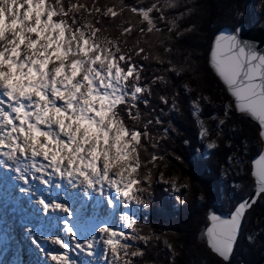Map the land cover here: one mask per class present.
Returning a JSON list of instances; mask_svg holds the SVG:
<instances>
[{
    "label": "snow or ice",
    "instance_id": "obj_1",
    "mask_svg": "<svg viewBox=\"0 0 264 264\" xmlns=\"http://www.w3.org/2000/svg\"><path fill=\"white\" fill-rule=\"evenodd\" d=\"M25 2L26 14L17 15L14 21H5L0 26V166L14 173L13 179L21 182V194L36 197L34 202L40 213L63 214L57 223L67 239L54 234L38 237L28 229L32 243L47 264H77L71 255L73 251L91 258L90 264H97V249L101 247L103 264H132L130 257L143 256L144 252L139 248L129 251L134 245L128 241L147 244L152 239L141 235L137 228L139 213L148 207L145 193L151 196L153 181L151 168L143 176L141 173L149 164L155 166L157 159H163L155 154L147 161L141 158V150L147 151L143 138L156 140L147 131L153 121L148 120L142 131L129 127L122 114L138 121L140 102L149 103L143 97L151 96V90L140 83L143 67L138 68L132 55L123 54L118 45L117 56L105 57L101 46L94 43V33L90 40L88 33L81 32L83 40L73 49L67 35L68 22L60 18L68 16L63 4L58 10L51 0ZM177 6L175 0L165 3L154 0L147 8L130 7L129 10L142 18V24L146 22L147 27L138 30L141 34L162 33L163 29L156 24L159 20L170 25L169 34L175 32L179 37L183 33L177 21L184 13L173 20L165 15ZM107 11L112 19L118 15L113 8ZM153 12L158 15L153 17ZM132 32L131 26L123 29L125 36ZM26 48L28 55H25ZM96 51L100 52L99 56L88 58ZM144 52L143 47H137L135 55ZM68 56L85 58L68 65ZM143 59L147 60L148 56ZM53 63L61 66L53 69ZM209 63L234 98L235 109L258 121L259 134L264 135V52L258 51L251 42L242 41L237 34L220 32L212 43ZM167 71L180 74L174 66ZM157 81L167 83L163 76L155 77L152 83ZM85 85L87 92L83 91ZM178 95L175 93L171 98L172 110H179ZM159 100L169 105L166 95H160ZM231 107L226 106V113ZM192 110L198 118L199 100L192 101ZM224 122L219 121L221 125ZM155 123L162 122L156 118ZM200 123V135L204 137L208 130ZM167 131L164 129L165 137ZM151 146L156 148L158 143L153 142ZM207 147L215 149L216 144L209 143ZM114 168L118 170L113 171ZM252 176L255 195L259 197L264 194V154L254 161ZM54 181L57 189L67 186L69 192L82 195L84 201H91L95 194L115 219L112 223L90 224L95 209L90 216H78L72 205L63 200L46 199L36 191L37 183L51 188ZM158 181L177 193L181 190L176 182L165 179L163 173ZM255 202V199L240 202L230 219L215 214L208 217L211 222L205 232L208 246L224 261L229 260L246 209ZM77 225L84 234L78 231ZM41 240L54 247L46 249Z\"/></svg>",
    "mask_w": 264,
    "mask_h": 264
},
{
    "label": "trees",
    "instance_id": "obj_2",
    "mask_svg": "<svg viewBox=\"0 0 264 264\" xmlns=\"http://www.w3.org/2000/svg\"><path fill=\"white\" fill-rule=\"evenodd\" d=\"M51 2L58 10L61 9V4L68 10V16L60 18L66 19L72 30L82 28L83 23L88 21L89 36L93 37L94 33L95 38L107 42L116 56L117 45L123 54H131L137 67H143L140 83L151 90V96L145 94L143 97L149 103L139 104L140 120L132 121L126 113H122L129 127L142 131L148 120L153 121L147 131L156 140L143 138L147 151L141 150L142 160L147 161L151 154L163 157L157 159L155 166L149 164L141 173L143 176L151 168L153 181L151 196L145 193L148 207L138 216L137 228L141 235L151 236L152 239L147 244L143 241L133 243L134 247L129 250L139 248L144 255L130 257L132 264H258L264 256V220L255 227L252 239H247L244 233L248 227L246 222L250 221L248 217L251 213L255 215L254 210L259 202L246 213L244 223L247 225L238 239L232 261L226 262L213 253L203 232L215 203L220 213L227 214L251 193L254 180L251 177L250 161L261 150L257 128L245 116L237 114L234 108L227 109L226 113V106L231 100L209 66V50L219 28L237 27L242 21H246L245 29L258 26L264 19V12L261 19L257 20L253 0H175L178 6L169 9L165 15L173 20L184 13L177 21L179 31L183 34L177 37L175 32L168 33L167 27L170 25L159 20H156V24L163 29L162 33L141 34L138 31L140 27H147L146 22L142 24V18L133 14L129 8H147L154 0ZM165 2L167 0H161V3ZM257 3H261V9H264L263 2ZM75 5L86 9L76 11L73 9L76 8ZM109 8L118 13L115 19L107 11ZM96 9L100 11L97 12ZM213 14L219 16L218 20L212 17ZM151 15L156 17L158 13L153 12ZM125 26L133 29L128 36L123 35ZM158 40L163 41V44L158 43ZM137 47L145 49L140 56L135 55ZM166 48L171 51H166ZM145 55L148 56L147 60L143 59ZM172 66L183 71L179 75L167 71ZM157 76L165 77L167 83L157 81L153 84L152 81ZM185 82L190 83L191 91L184 89ZM175 93H179L178 111L170 108L171 98ZM160 95L169 98V105L160 102ZM193 100H199L200 103L198 118L193 115ZM156 118L162 123L156 124ZM220 120H224V124L221 125ZM200 121L208 130L207 137L211 139V143L216 144L215 149H209L207 138L201 137ZM164 129L168 130L166 137ZM153 142L158 143V147L153 148ZM177 156L180 157L179 160L176 159ZM237 159L247 161L244 168L237 164ZM174 167L179 168L190 179L187 187L177 184L181 187L178 193L171 190L169 185L158 181L161 170L167 176ZM201 195L204 199H200ZM180 200L184 203L181 204Z\"/></svg>",
    "mask_w": 264,
    "mask_h": 264
},
{
    "label": "rangeland",
    "instance_id": "obj_3",
    "mask_svg": "<svg viewBox=\"0 0 264 264\" xmlns=\"http://www.w3.org/2000/svg\"><path fill=\"white\" fill-rule=\"evenodd\" d=\"M259 1L264 3V0H253V7H254V12L256 11L255 13L257 15V17H256L257 20L261 19V16H262V14L264 12V9H261V3H257ZM2 4H1L2 6L0 5V22H1L2 25L4 24L5 21H7L5 16H4V14H3V10H5L7 12V15L10 18V21H14L17 15H24L28 11V5L25 2V0H6V2L2 3ZM21 5H23L22 8H21ZM73 9L74 10L76 9V11H85L86 8L84 6H79V7H76V8L73 7ZM212 17H214L215 19L217 18L216 20H218V18H219V16L216 15V14H213ZM258 25L264 27V19L261 20ZM89 27H90V24H89L88 21H85L83 23V27L82 28H78L75 31L71 29V26H68L67 35H68V39L70 41H72L71 47L73 49H75L77 42H82V40H83V37L81 36V32L89 33ZM9 38H11V37H9ZM89 39L91 40V39H93V37L89 36ZM94 43H96L97 45L101 46V48L104 50L103 54H104L105 57H107V58L113 57V52L108 51L109 49H111V47L107 44V42H104L102 40L100 41V40H98L97 38L94 37ZM28 54H30V52H28ZM99 55H100V52H98V51L92 52L90 54V57H88V58L96 57V56H99ZM83 58H85V57H82V56H68V57H66V62H67L68 65H71L73 60H78V59H83ZM60 66L61 65H59V63H57V64L53 63L52 64V68L53 69H55L57 67H60ZM100 66L101 67H107V65H100ZM85 87L87 88V85H85ZM87 90H88V88L85 89L84 92H87ZM230 100H231V98H230ZM228 105H232V107L229 108V109L234 108L233 104H232V101L228 102L227 106ZM239 115H242V114H239ZM242 116H245V115H242ZM250 123L253 124L252 122H250ZM253 125L257 128V130L259 132L258 127L255 124H253ZM109 126H111V125L109 124ZM84 134L87 135V133H84ZM203 138H207L206 141L208 142V144L211 143V139L208 138L207 135L204 136ZM258 138L260 140L259 141L260 147L262 148V140H261L260 136H258ZM236 162H237V164H239V166L241 168L242 167L244 168L245 165L247 164V161H245L244 159L242 161H239L237 159ZM250 166H251V161H250ZM161 173H163V175H164L165 174L164 170H161L159 172L158 177H159V175ZM7 174L8 175L12 174L14 176V173H12L11 171L5 170L2 166H0V203L4 207V209L6 210V213L8 214V216H10L13 219L11 221L13 222L15 232L17 233V234H15V237H16L17 241H13V244L11 243L12 240H13V235H14L12 229H6L5 230V228L0 227V264H47V261L44 259L42 254L38 251V249L32 243V234H30L28 232V229L29 228H31V229L33 228V231H32L33 233L36 230H38V231H36L34 233L37 236H39V235L46 236V235H49V234L64 236V234L59 230V227H60L59 224H57V221L60 218V215L62 213L57 212L58 214L57 213L49 214L47 216H45V215H43L41 213L40 217L47 219V221H46L47 224L46 225H47L48 228L45 229V225L44 224H40L41 220L37 219L35 216L32 217V215L29 214V208L30 207L34 211H35V209L38 208V206L35 205V203L33 202V199H35V197H33L31 199L29 196L21 194L19 191H17V193L19 195L16 196L15 191L13 190V186H11V184H9V183H4V181H3V176L7 175ZM165 179H167L169 181H174L177 184L181 183L185 187L189 186V184H190L189 177L184 175L180 171V169L177 168V167L172 168L171 172L167 176H165ZM11 181L13 183H15V184H19L20 187L22 186L21 182L14 180L12 176H11ZM1 197H2V199H1ZM16 197H18V198L20 197L25 203H27V204H24L25 207H23L21 205V203L19 202L20 199L15 200ZM67 198H66L65 202L66 203H72L71 202L72 199H70L69 197H67ZM258 202H259V206L254 210L255 215H253V213H251L249 215V217H248V220H250L249 222L248 221L246 222V223H248V227L246 228L247 224L244 223L243 224V228H242V230L244 228H246L244 235L249 240L252 239V236L255 233L254 232L255 231V227L258 226V224L261 222V220H264V194L261 195L260 200ZM72 204L75 205L74 201H73ZM73 208H76V207L74 206ZM82 210H84V209H81L77 214L79 215ZM143 210L144 209L141 210L139 215L142 214ZM30 211H31V209H30ZM103 211H107L106 214H105V212H103L104 216H107V218L112 220V222H113V220L115 219L113 217V213L111 211H108L106 208H103ZM212 211L219 212V208L217 207V203H215V205L213 206ZM15 212H16V214L18 216L20 215L19 216L20 218H18V217L13 215ZM57 216H59V217H57ZM26 219L32 220V221L29 220L28 227H26V229L18 228L17 225H20L22 223H26L27 222ZM15 220L19 221V222H17L18 224L15 223ZM99 222L100 221H97L96 223H99ZM32 223H34L33 225L35 227L32 225ZM52 223L54 225H52ZM96 223H91L90 222V224H96ZM102 223H104V222H102ZM0 224L4 225L3 222H0ZM15 224H16V227H15ZM42 225L44 226V228L40 229V227ZM54 226H59V227L55 228ZM78 226L79 225H77V228H78ZM51 227L54 228L53 231H52ZM45 231H47V232H45ZM55 231H57V232L55 233ZM78 231H79V229H78ZM204 231H205V229H204ZM52 232H54V233H52ZM4 233H7L8 237H9L7 242L5 240ZM18 234H19V236H17ZM82 234H84L83 231H82ZM203 236L205 238L204 232H203ZM64 238H67V237L65 236ZM128 242L133 244L136 241H128ZM41 243H44L43 246L46 249H52L54 247L53 245L48 247L47 243H45L43 240H41ZM17 245H19V247H17ZM102 251H103L102 247L97 249V254H98L97 264H103L102 259H100ZM234 254H235V252L233 253V257H234ZM71 255H72V258L77 261V264H90L91 258H89L88 256H86L83 253H79L78 251H73L71 253ZM236 256H239V254H237Z\"/></svg>",
    "mask_w": 264,
    "mask_h": 264
},
{
    "label": "water",
    "instance_id": "obj_4",
    "mask_svg": "<svg viewBox=\"0 0 264 264\" xmlns=\"http://www.w3.org/2000/svg\"><path fill=\"white\" fill-rule=\"evenodd\" d=\"M245 26H246V21H242L237 27H232V26H223L221 28H219L214 37H213V40H212V43L214 41V38L216 35H218L220 32H227V33H232V34H237L238 37L242 40V41H247V42H251L253 44V46L258 50V51H261V52H264V27L263 26H254V27H251V28H248V29H245ZM212 46V44H211ZM210 51H211V47H210V50H209V55H208V63H209V57H210ZM209 66H210V63H209ZM211 68V66H210ZM212 70V68H211ZM213 71V70H212ZM214 75L217 77V75L215 74V72L213 71ZM218 78V77H217ZM219 80V78H218ZM220 81V80H219ZM221 84L223 85L222 81H220ZM224 86V85H223ZM226 92H227V89L226 87L224 86ZM227 94L229 95V97L231 98V101H232V104H233V107H234V98L230 95V93L227 92ZM235 109V107H234ZM235 111L238 113V114H242V115H245L247 117V119L252 122L253 124H255L258 129H259V133L261 131L260 129V126H259V123L258 121L254 120L251 116H249L248 114H245V113H240L238 112L236 109ZM262 140V139H261ZM261 154H264V140H262V148H261V151L254 155L251 159V176H252V171H253V165H254V161L256 159L259 158V156ZM253 180H254V188L253 190L251 191V193L249 195H247L246 197H244L243 199H241L237 205L240 203V202H243L245 200H248L249 202H251V200L255 199V203L251 205L250 208L246 209V212H245V215L242 217L241 219V225H240V228L238 229V232H237V239L235 240L234 242V245H233V250L230 254V257H229V260L226 261V262H229L232 260L233 258V253L235 251V248L237 246V243H238V239L241 235V232H242V228H243V224H244V221H245V216H246V213L249 209L252 208L253 205H255L259 200H260V197H256L255 195V188H256V184H255V177H253ZM262 195V194H261ZM236 205V206H237ZM235 206V207H236ZM235 210V208L228 212L227 214H224V213H220V212H217V211H211L208 215V217L211 215V214H215V215H218L220 216L222 219H230L231 218V214L232 212ZM209 220V218H208ZM211 224L210 220L208 222V224L206 225L205 227V231H204V235H205V232H206V229L207 227H209ZM205 240L207 242V237L205 235ZM208 245V243H207ZM209 247V246H208ZM210 248V247H209ZM211 249V248H210ZM215 253V252H214ZM217 256H219L217 253H215ZM220 257V256H219ZM221 259H223L222 257H220ZM224 260V259H223ZM258 264H264V256L258 261Z\"/></svg>",
    "mask_w": 264,
    "mask_h": 264
},
{
    "label": "bare ground",
    "instance_id": "obj_5",
    "mask_svg": "<svg viewBox=\"0 0 264 264\" xmlns=\"http://www.w3.org/2000/svg\"><path fill=\"white\" fill-rule=\"evenodd\" d=\"M6 2V0H0V5L2 4V3H5ZM3 5V4H2ZM1 5V6H2ZM3 14H4V16H5V18H6V20L7 21H10V18L8 17V15H7V12L5 11V10H3ZM0 26H2V24H1V22H0ZM28 52H29V49H25V55H27L28 54ZM55 64V63H54ZM57 64V63H56ZM60 65V64H59ZM51 67H52V65H51ZM85 89H87L86 87H84ZM84 89V90H85ZM88 91V90H87ZM80 131V129L78 128L77 129V131ZM78 131V132H79ZM118 169H113V171H117ZM11 176L13 177V175L12 174H10V175H4L3 176V181H4V183H9V184H11V186H13V190L15 191V194H16V196H17V191H19V188H20V186H19V184H15V183H13L12 181H11ZM8 184V185H9ZM15 184V185H14ZM39 184V183H38ZM14 194V195H15ZM13 195V196H14ZM67 197H69L70 199H72V200H76L77 201V198H79V200H78V202L80 201L81 203H83V202H85L84 201V199H83V197H82V195H80V194H78V193H67L65 196H57L56 198H52V199H58V200H63V201H66V198ZM2 199V198H1ZM20 199V203H21V205L23 206V207H25V205L24 204H27V203H25L21 198H19ZM18 200V199H17ZM68 204H70V205H73L72 203H68ZM94 204L95 203H93V204H87V202H85V205H84V208H85V206H87V208L86 209H84V210H82L81 211V213L79 214V215H82V214H87V215H91L92 214V212H93V207H94ZM103 208H104V206L100 209V213H101V216L100 215H98L100 218H99V220H97L96 219V217H97V215H96V213L94 212V214H93V217H92V219H91V223H96L97 221H100L99 223H102V222H108V223H111L112 222V220H110V219H108L107 218V216H104V214H103V212H105V214H106V212L107 211H103ZM30 209H31V211H30ZM35 212L36 213H39L38 214V216L36 217L37 219H39V220H44V223H42V222H40V224H44L45 225V229L46 228H48L47 227V219L46 218H42V217H40V215H41V213L39 212V208H37V209H35ZM29 214L30 215H32V217H34V212H32V208L30 207L29 208ZM58 214V213H57ZM56 214V215H57ZM14 216H16V217H18V218H20L17 214H16V212L13 214ZM61 215H63V214H61ZM61 215H60V217H61ZM78 215V216H79ZM108 215V214H107ZM57 217H59V216H57ZM56 217V218H57ZM10 218V219H9ZM33 219V218H32ZM11 220H13L10 216H8V214L6 213V210L4 209V207L1 205V203H0V222H3L4 223V225H1L0 224V227H2V228H5V230L6 229H12L13 230V240H12V244H13V241H17V239H16V237H15V234H17L16 232H15V229H14V225H13V222L11 221ZM27 220V222L26 223H22V224H20V225H17V227L18 228H20V229H26V227H28V222H29V220L30 219H26ZM101 220H103V221H101ZM30 221H32V220H30ZM17 222H19L18 220H15V223L16 224H18ZM54 222V221H53ZM16 224H15V227H16ZM34 223H32V225H33ZM58 224V223H57ZM38 225V224H37ZM52 225H54L53 223H52ZM34 226V225H33ZM60 226V225H59ZM59 226H54L55 228H58ZM35 227V226H34ZM52 228V231L54 230V228L53 227H51ZM78 229L79 230H81L80 229V226H78ZM59 230H60V227H59ZM32 231H33V228H32ZM36 231H38V230H36ZM35 231V232H36ZM82 231V230H81ZM34 232V233H35ZM45 232H47V231H45ZM44 232V233H45ZM57 231H55V233H56ZM33 233V232H32ZM52 233H54V232H52ZM11 235V234H10ZM49 235H53V234H49ZM4 236H5V240H6V242H7V240L9 239V237H8V235H7V233H4ZM17 236H19V234L17 235ZM39 236H43V235H39ZM38 236V237H39ZM65 237V236H64ZM12 239V238H11ZM65 239H67V238H65ZM42 244H44V243H42ZM47 245H48V247L49 246H51L52 244L51 243H47ZM17 247H19V245H17Z\"/></svg>",
    "mask_w": 264,
    "mask_h": 264
},
{
    "label": "clouds",
    "instance_id": "obj_6",
    "mask_svg": "<svg viewBox=\"0 0 264 264\" xmlns=\"http://www.w3.org/2000/svg\"><path fill=\"white\" fill-rule=\"evenodd\" d=\"M157 42L160 43V44H163V41H161V40H158ZM155 58H156V59H159V57H155ZM177 71L182 72L183 69H179V70H177ZM184 86H186L187 88L191 89V86H190V83H189V82H185V83H184ZM221 121L223 122L224 120H221ZM259 136H260V138H261L262 140H264V135L259 134ZM201 197H203V195L200 196V199H201ZM203 199H204V197H203Z\"/></svg>",
    "mask_w": 264,
    "mask_h": 264
}]
</instances>
